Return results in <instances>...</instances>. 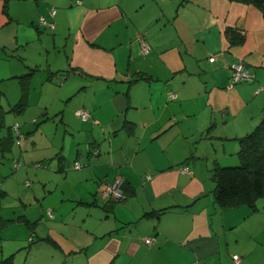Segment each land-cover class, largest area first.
Returning <instances> with one entry per match:
<instances>
[{
	"label": "crops",
	"instance_id": "crops-1",
	"mask_svg": "<svg viewBox=\"0 0 264 264\" xmlns=\"http://www.w3.org/2000/svg\"><path fill=\"white\" fill-rule=\"evenodd\" d=\"M239 63L253 78L233 83ZM37 72L55 139L33 155L35 142L17 140L39 181L20 207L37 208L5 218L0 191V262L235 264L238 255L264 264V199L256 210L222 209L212 177L237 164L238 140L264 119V10L234 0H9L4 13L0 0V85L15 79L21 90L6 111L0 95V130L6 113L26 112ZM14 126L0 137L2 157L19 138ZM116 178L124 201L104 192Z\"/></svg>",
	"mask_w": 264,
	"mask_h": 264
},
{
	"label": "rangeland",
	"instance_id": "rangeland-1",
	"mask_svg": "<svg viewBox=\"0 0 264 264\" xmlns=\"http://www.w3.org/2000/svg\"><path fill=\"white\" fill-rule=\"evenodd\" d=\"M38 24V19H37ZM42 28V27H41ZM44 28V27H43ZM46 30V29H45ZM18 55V52H16V57ZM5 59H8L7 57ZM6 62L8 60H5ZM13 63V61H9ZM15 64L17 66L16 73H20L18 75L24 74V68L21 67L17 61H15ZM20 71V72H17ZM9 72H6L4 74V77L8 76ZM42 72H37L36 77L34 80H32L31 83V90L32 92L29 94L30 97H28V103L29 106L26 108V112L23 115H14L11 113L5 114L4 119V126L0 130V137L3 135H6L8 133V128L13 125H19V138L15 137V144L11 149V152L5 153V155L2 157L0 154V191L7 190L8 196L4 198V200L1 202L2 207V215L5 218H12L14 216L19 215L22 213L23 209L26 208L27 212L33 213L36 210V205L33 203H29L28 200H25L26 203L25 207H20L19 197H22L24 193L30 192L32 188L39 187V181L38 176L34 175V170L28 169V172L26 173L25 166L31 164L29 160L31 158L23 157V153H19V146L17 143V140H19L20 147L23 149L27 144H31L32 142L36 143V147L34 150H31V152L27 153L28 155L36 154L37 152H40L45 145H50V142L55 139V127L56 122H50L44 121V117L46 115H43V112L45 110L42 109V105L38 103V88L39 87V81L41 77H43ZM15 79H7L5 82L0 85V95H1V105L3 107V110L6 111L8 108L6 101H14L17 102L20 96V87L14 82ZM56 85L55 83L53 84ZM49 85H47L48 87ZM48 92H45L44 95L46 96ZM3 95V96H2ZM43 97H41V100H45ZM49 99L52 97L49 95ZM16 99V100H15ZM37 100V101H36ZM52 118L56 117L53 116L54 113H57L61 109L59 104H54V106L51 108ZM34 119L37 120V123L33 124L31 121ZM43 121V122H42ZM50 122V123H49ZM39 123V124H38ZM38 124V125H37ZM37 127V128H36ZM31 136V138H30ZM33 136V137H32ZM30 148V147H29ZM236 161L238 164V158L236 157ZM236 163V162H235ZM15 164H20L22 167L18 170H15L14 166ZM237 164H233L236 166ZM30 183V186L27 185V183ZM32 186V187H31ZM39 197V196H38ZM264 199V198H262ZM260 199V200H262ZM13 223V222H12ZM7 233H5L6 235ZM5 237V244H8V238ZM25 254V253H24ZM22 253V256L24 255ZM1 256V253H0ZM18 258V256H17ZM16 258V261H17ZM15 261V263H16Z\"/></svg>",
	"mask_w": 264,
	"mask_h": 264
},
{
	"label": "trees",
	"instance_id": "trees-1",
	"mask_svg": "<svg viewBox=\"0 0 264 264\" xmlns=\"http://www.w3.org/2000/svg\"><path fill=\"white\" fill-rule=\"evenodd\" d=\"M234 1L253 4L264 10V0ZM8 2L9 0H3L4 13H6ZM230 34L231 32L228 33ZM25 77L26 75L21 77V80L23 81ZM0 127H2L1 119ZM238 143L239 149L236 154L238 164L226 167L217 166L213 170L212 177L216 184L214 199L222 209L247 206L256 210L257 202L264 198V119H261L253 131L240 138ZM125 198L120 201H124ZM5 224L6 221L0 219V229ZM10 261L11 259L8 258L0 264H10Z\"/></svg>",
	"mask_w": 264,
	"mask_h": 264
},
{
	"label": "built area",
	"instance_id": "built-area-1",
	"mask_svg": "<svg viewBox=\"0 0 264 264\" xmlns=\"http://www.w3.org/2000/svg\"><path fill=\"white\" fill-rule=\"evenodd\" d=\"M55 12H56V10L54 8L51 9L50 10L51 16H54ZM38 22H39L40 26L44 27V29H46L48 31H53L55 28L54 23L47 21L44 17H39ZM141 51L143 54H147L150 51L149 44L144 40H141ZM213 60H214L213 57L209 58V61L212 62ZM231 78H232L233 83H238V82L247 81V80L253 78V75L248 71V69L242 63H239V64L232 66ZM171 97H173V96L171 95ZM75 115L78 116L82 121H87L91 118L89 113L83 109L76 110ZM17 127H18V125L16 124L14 126V130L16 132H17ZM73 167L75 169H79L81 167V165L79 162H74ZM182 172L189 173L188 167H183ZM122 188H123L122 179L116 178L114 181L105 184L104 192H105V194L110 195L115 200L120 201V200H123L125 198V194H124ZM152 241H153V239L146 238L144 240V243L149 245V244H151ZM232 259H233L235 264H241V260H240V257L238 255H233Z\"/></svg>",
	"mask_w": 264,
	"mask_h": 264
}]
</instances>
